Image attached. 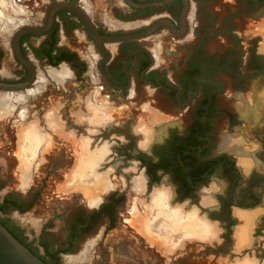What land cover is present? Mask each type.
I'll return each mask as SVG.
<instances>
[{"label":"flooded vegetation","instance_id":"af4514ba","mask_svg":"<svg viewBox=\"0 0 264 264\" xmlns=\"http://www.w3.org/2000/svg\"><path fill=\"white\" fill-rule=\"evenodd\" d=\"M165 1L0 0V102L11 101L13 109L0 114V180H18L20 129L36 126L48 139L38 145L24 181L22 189L32 195L0 192L6 205L0 218L11 219L51 264L44 244L61 264H77L70 257L87 240L99 243L100 252L87 264H108L113 250L123 264L160 263L164 249L139 222L152 220L153 199L163 190L170 192L171 211L196 212L217 229L211 240L187 239L186 263L227 257L228 264H264V0H231L243 14L246 46L232 27L215 22L217 8L228 11L224 0L131 4ZM168 39L189 53L181 67L178 58L159 52ZM216 40L224 48L211 54ZM57 70L66 76L53 79ZM93 109L109 118L98 129L89 121ZM85 140L86 162H95L88 171L80 164ZM104 149L103 158L92 154ZM41 200L54 206L48 226H69L64 242L14 214ZM242 214L254 222L239 248L238 234L248 226ZM201 243L209 244L213 261L188 252Z\"/></svg>","mask_w":264,"mask_h":264},{"label":"rangeland","instance_id":"374dc122","mask_svg":"<svg viewBox=\"0 0 264 264\" xmlns=\"http://www.w3.org/2000/svg\"><path fill=\"white\" fill-rule=\"evenodd\" d=\"M1 2H2V0H1ZM224 3H225V6H229V5L230 6L226 7L227 10H228L227 12L226 11L225 12H220V8L216 9L217 11L215 12V15H216L215 22H216L217 26L218 27H220V26L221 27H223V26L224 27H226V26L232 27L233 31L235 33H237L238 35H240V37H241L240 41H239L240 45L241 46H246V44H244V42L247 43V41L245 40V38L247 36V33L245 32L244 29H242V27L244 26L243 25V20H242V17H243L242 15L243 14L241 12H239V9L236 8L235 5H233V2L231 0H224ZM229 16H231V17L228 20H226ZM223 41L225 42L226 40L224 39ZM171 42L172 41L170 39L163 41V44H164L163 51H162V53H161V50L159 52H160L161 55L165 53V55H164L165 58L168 57L170 54H172L173 57L178 58L176 64L179 65V67H181L182 64L185 62V59L187 58L189 53H188L187 49L185 48V46L180 47V48L177 49L176 47H174L171 44ZM156 43H157L156 44L157 47H160L162 45L160 42L158 43V41ZM156 46L154 47V49H156ZM208 48H209V52H211V54H212V53H215L217 50H220V49H222L224 47H222V44H221V42L219 40H216L215 42L209 43ZM262 51H264V46L262 47ZM63 71H65V70H63ZM52 78L55 79L53 77V75H52ZM0 101H1V99H0ZM10 102L7 104L8 107H9L8 110H6L4 108L0 109V114L1 115H3V113L9 114L13 110L12 107L10 106ZM253 106L255 107L256 105H253ZM257 106H261V104H257ZM2 110L4 112H2ZM49 120H51V119H49ZM90 123H91V125L96 127L94 129H98L97 126H100V125L104 124V122H102V123H98L97 122L98 125H95L96 122H94V121H90ZM32 127H36V126H32L31 125L30 127L23 128L22 131H21V129L19 130L18 133H19V136H20V144L24 143L25 138L27 137V131H30V128H32ZM142 127L140 129H141L142 133H144L146 136H148L147 137L148 139L146 141L149 142L151 140V136H152L151 130L150 129H146V128H148V127H146V125H144ZM94 129H92L91 132H96V130H94ZM37 130H38V128H37ZM38 133H39V130H38ZM40 136L43 138V142L48 140V139H46V136H42L41 134H40ZM82 144H84V151L82 153H84V152L85 153H84L83 157L80 160V164L82 163V165H83V162H85L84 164L87 165V167H88V163L86 162L87 158L85 157V154H89V156L91 157V155H90L91 153H89V151H88V147H89L88 146V141L87 140L82 141L81 142V147H82ZM38 145L39 144L33 146L31 151H28V155L26 154L25 159H23L24 158L23 157L24 154H22L24 151H22L20 146H19L18 155H19V158H20V164L18 165V172H19L18 180L17 181H12V180L2 181V180H0V192L1 193L6 194L9 190L11 191L12 189H16L18 191H21L20 193L25 195V196H26V194L28 195L29 193L32 195V193H31L32 191L30 190V188L29 189H22L26 185L25 182H24L25 179H24L23 174H24L25 171L26 172H30L31 165L35 161V155H36L35 152H36V149H37ZM98 151H95L92 154H97ZM25 152H27V151H25ZM89 163L92 165L91 168H94L93 167L94 164L92 162H89ZM75 177H76V175H75ZM71 185H73L72 182H71ZM164 192H166V191H164ZM155 201H156V198L153 199V203ZM42 202H43V200H41L39 202L41 204L36 205L35 208L32 211H30V212H26L24 214H19L17 211H14V214L22 222L28 224L30 227L35 228L39 232L41 230H44V229L48 228L50 230V232L52 234V237H53V239L55 241L64 242L65 239L68 237V232H69L68 228H69V226L65 225V224H63L61 222H56V221L53 222L52 226H48V224L50 223L49 221L52 220V217H53V214L55 213V210H54V206H52V205H44V204H42ZM159 206L155 205V208L159 209V212L157 210L156 211L157 216L155 217L154 214H153V216H151V219L154 222L155 226L156 225L160 226V229L156 226L155 227L156 230L152 232V230H150V229H154V226L152 225L153 222L150 223V222L146 221V222H148V223H146L147 224L146 225L145 221L143 220V218L140 219V221L144 222V224H145V227L143 226V229L146 228V230L148 232L147 234L151 235L150 238L153 239L154 243H156L161 249H164L162 251L164 257L162 258V260L158 264H171V263H173V264H197V263H200L199 261H197V263H194V262L186 263L184 261V258H183L184 256L182 254L184 253L183 251L186 250L184 248V245H185V243H186L188 238H184L182 240H177V239L171 240V238L169 236V234H170L169 233V231H170L169 224H167L165 221L164 222H160V223L158 221V218L161 215L160 212L161 213L165 212V210L162 209ZM166 207L170 211L171 210H175V209H171L170 205H165V208ZM148 219H149V217H148ZM149 225H151V227ZM210 226L212 227V234L207 235V236H209L208 240L212 239L211 236L215 237L214 234H216V232H217L216 227L212 226L211 224H210ZM153 233H155L156 236H153L152 235ZM238 238H239V234H238V237H237V241L239 242ZM115 239H116L115 236H111V240L113 242H115V243L117 242L116 244L119 243V245H120L121 244V242H119L120 240L119 241L118 240L115 241ZM191 239H193V238H191ZM195 240H200V239H195ZM94 241L95 240H91V241L87 240V241L80 242L81 246L79 248V252L74 254L73 256H71L70 260L76 262L77 264H87L88 262L90 263V261L92 263L95 257L98 258L100 256V252L98 250L99 243H96ZM94 244L96 246H94ZM208 245L209 244H203V243L195 244V245H193V247H189L190 251H188V252H192L193 251L195 253V255L202 254L201 257L205 256L206 259L211 262V261H213L215 256L208 255V253L206 252V250L209 251V249H210ZM94 247H95V249H94ZM239 248H242V247L240 246ZM206 255H208V256H206ZM194 258L196 259V257H194ZM106 260L108 261V264H123L122 261L120 260L119 253L118 252L115 253L114 250H113L112 254H109V256L107 255ZM216 260H217V264H219L218 262H220V261H221V263L224 262V264H228V263H226L227 260H228L227 257H218V258H216ZM246 262H247V260H246ZM250 264H254V263H250Z\"/></svg>","mask_w":264,"mask_h":264},{"label":"bare ground","instance_id":"6f19581e","mask_svg":"<svg viewBox=\"0 0 264 264\" xmlns=\"http://www.w3.org/2000/svg\"><path fill=\"white\" fill-rule=\"evenodd\" d=\"M66 71H63V70H57V71H55L54 73H52V75H53V77L55 78V79H62L63 77H65L66 76ZM42 76V75H41ZM44 77V76H43ZM43 78L41 77V80H42ZM40 80V79H39ZM43 80H45V78L43 79ZM41 84H43V83H41ZM254 90H257V87H254ZM8 103H2V102H0V109L1 108H3L4 107V109H6V110H8L9 109V107H8V105H7ZM2 112H4V111H2ZM249 114V113H248ZM106 117H107V115L104 117L103 116V118L101 119L102 121H100V122H98V123H101V122H104V124H106L109 120H105L106 119ZM247 117V116H246ZM50 124H51V128H53L55 125H54V121H52V120H50ZM95 125H98L97 123H95ZM146 132V131H145ZM148 139V138H147ZM146 139V140H147ZM42 140V141H41ZM40 141H41V143H40ZM25 143V144H24ZM24 143H21L20 144V148H21V150L22 151H24L22 154H24L23 155V159H25V156H26V154L28 155V151H31V149L33 148V146H35V145H37V144H43V143H45V142H43V138L40 136V134L38 133V130H37V128L36 127H32V128H30V131H27V137L25 138V141H24ZM233 143V142H232ZM242 143V142H241ZM232 145H234V144H232ZM237 145V144H236ZM239 145H240V143H239ZM237 147V146H236ZM25 151H27V152H25ZM105 154H106V150L104 149V150H101V151H99L98 152V157H101V158H103V156H105ZM249 163V162H248ZM245 164V163H244ZM249 166V164H246L245 166ZM250 167V166H249ZM23 176H24V179L26 180V179H29V172H24V174H23ZM90 177V176H89ZM96 179V178H95ZM98 180H96V182H94V183H91V184H88L89 186H91V187H93L96 183H99V182H97ZM93 184V185H92ZM137 188H139L140 190H142L143 189V185H144V183H143V180L142 179H140L139 178V180H137ZM162 192V193H161ZM161 192H159L158 194H155V198H157V201H155V203L157 202V204L156 205H158V204H160V206L159 207H161L162 209H164L165 210V212L164 213H161L160 212V216H159V218H158V221H159V223L160 222H166L167 224H169V223H171V224H174L175 222L177 223L178 221H180V220H182V218L181 217H179L178 215H173V213H170L168 210H167V208H165V202H167L168 201V197L170 198V193H166V192H164V190L163 191H161ZM178 212H179V210H178ZM177 212V213H178ZM196 213V212H195ZM193 214L194 213H192V216H193ZM194 215H197V214H194ZM195 217H197V216H195ZM195 217H193L192 218V220L190 221H188V223H192V226L193 227H195V226H197L198 227V229L200 230V231H202V234H203V236H206V237H209V236H207V235H209V234H212V227L210 226V224L208 223V222H206L205 220V222H201V221H199V220H197V218H195ZM241 217L243 218V220H245V222H246V224L248 225V226H246L245 228H242L241 230H240V232H239V245L241 246V247H243L246 243H248V234H250V228L252 227V225H253V222H254V216L253 215H247V214H242L241 215ZM149 220V219H148ZM141 222V221H140ZM139 222V226H140V228H141V230H145L144 232H146V233H148L147 232V230H146V228H144L143 229V226L145 227V224L146 223H148V222H145V224H144V222H141L140 223ZM150 222V221H149ZM150 224V223H149ZM153 224V223H152ZM147 225V224H146ZM150 227H151V225H149ZM154 228H155V226H154ZM150 230H152V229H150ZM179 232L177 231V230H173L170 234H169V236H171V237H175V235H177ZM193 233H195V232H193ZM174 234V235H173ZM187 233H185L184 235H186ZM156 236V235H155ZM153 240V239H152ZM153 242H154V240H153ZM84 256V255H83Z\"/></svg>","mask_w":264,"mask_h":264},{"label":"water","instance_id":"95a60500","mask_svg":"<svg viewBox=\"0 0 264 264\" xmlns=\"http://www.w3.org/2000/svg\"><path fill=\"white\" fill-rule=\"evenodd\" d=\"M167 0L161 3H152L148 5H137L131 3L136 8L144 7H159L164 6L168 3ZM59 7L53 10V13ZM81 13V12H79ZM83 19L86 22L87 27L93 32V27L91 26L89 20L85 15L81 13ZM139 35L130 36L127 38L117 39V40H129L137 38ZM0 264H47L37 255H35L29 248H27L22 242H20L0 221Z\"/></svg>","mask_w":264,"mask_h":264},{"label":"crops","instance_id":"0c3cea01","mask_svg":"<svg viewBox=\"0 0 264 264\" xmlns=\"http://www.w3.org/2000/svg\"><path fill=\"white\" fill-rule=\"evenodd\" d=\"M54 73V72H53ZM51 76H52V73H51ZM92 112H93V114H92V117L90 118V121H94V122H100V121H102L101 119L103 118V116L105 117L106 115H107V112H105L104 111V109H102V110H92ZM105 120H109V118H108V115H107V117H106V119ZM102 123V122H101ZM55 127V126H54ZM52 128V129H54L55 131H57L55 128ZM58 132V131H57ZM146 142H148V141H146ZM94 160H96V159H94ZM92 162V161H91ZM94 162V161H93ZM92 162V163H93ZM95 163V162H94ZM93 163V164H94ZM85 165V164H84ZM85 166H87V165H85ZM92 165L89 163L88 164V167L86 168V169H83L84 171H88V170H91L92 168ZM79 175H81V173H79ZM88 175V174H87ZM74 181H75V179H74ZM72 183H73V180L71 181ZM75 184V183H74ZM156 201H157V198H156ZM157 204V202L155 203H153V205H156ZM167 204V202H165V204L164 205H166ZM158 205H160V204H158ZM167 208V207H166ZM158 210V212H159V209H156L155 210V212H154V216L156 217L157 216V214H156V211ZM167 210H168V208H167ZM170 213H173V215L175 214V215H178L179 217H181L182 218V220H180V221H178L177 223L175 222L174 224H171V223H169V229H170V231H169V233H171L173 230H177L179 233L177 234V235H175V237L173 238V237H171L170 236V238H171V240H173V239H177V240H182V239H184V238H196V239H200V240H206V239H208V237H206V236H203V234H202V231H200L199 229H198V227L197 226H195V227H193L192 226V223L190 222V223H188V221L190 220H192V218L193 217H195V216H197V215H194V214H196V213H194L193 214V216H192V213L191 214H185V213H182L180 210H179V212H178V210H176V211H170V210H168ZM178 212V213H177ZM195 218H197V220H199V221H203V222H205L203 219H201V218H199L198 216L197 217H195ZM143 220L146 222V221H150V220H147V219H144L143 218ZM151 222H153L152 220L150 221V223ZM207 222V221H206ZM153 226H155V224H154V222H153V224H152ZM160 225V224H159ZM159 229H160V226H158V225H156ZM155 226V227H156ZM154 229H156V228H154ZM154 231V230H153ZM193 232H195V233H193ZM185 233H187L186 235H184ZM174 235V234H173ZM167 241V240H166Z\"/></svg>","mask_w":264,"mask_h":264},{"label":"trees","instance_id":"16d2710c","mask_svg":"<svg viewBox=\"0 0 264 264\" xmlns=\"http://www.w3.org/2000/svg\"><path fill=\"white\" fill-rule=\"evenodd\" d=\"M0 211L5 212L6 211V205L5 204H1L0 203ZM0 221L3 223V225L20 241L22 242L27 248H29L35 255H37L40 259H42L44 262H46L47 264H51L49 262L46 261V259L44 257H41L37 254V252H35L27 243L26 240L22 238V232L16 228V226L13 224V222L11 221V219H6L3 220L0 218ZM45 248H46V256H49L51 258H53L54 263L53 264H61V260L59 257H57L55 254H53L52 252H50L47 248L48 245L44 244Z\"/></svg>","mask_w":264,"mask_h":264}]
</instances>
